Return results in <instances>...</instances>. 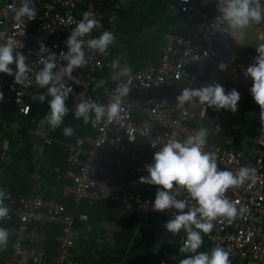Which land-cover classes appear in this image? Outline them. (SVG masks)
I'll use <instances>...</instances> for the list:
<instances>
[{
    "label": "built area",
    "instance_id": "built-area-1",
    "mask_svg": "<svg viewBox=\"0 0 264 264\" xmlns=\"http://www.w3.org/2000/svg\"><path fill=\"white\" fill-rule=\"evenodd\" d=\"M2 1L6 13L0 18V43L14 38V54L22 52L31 71L25 75L22 84H16L13 76L0 73V91L4 93L0 107L16 105L24 114L36 92L51 99L46 88L41 89L35 84V74L43 67L41 60L50 55L56 57L54 74L72 89L67 99L72 114L82 100L107 103L118 83L131 80L130 92L123 98L120 118L114 122L105 118L95 127L89 123V131L78 134L70 145L64 171L68 182L62 186L61 195L77 206L83 201L97 202L109 189L111 200L142 220L151 215L171 218L174 209L153 211L152 203L160 186L148 184L147 189L119 192L113 181L117 177L139 180L148 175L144 165L152 162L155 151L170 139H186L202 127L192 124L195 98L193 103L178 108L176 97L185 87L198 88L213 82L221 84L220 78L209 74L211 61L239 68L240 79L252 83L250 77H245L244 69L258 54H244L230 40V28L219 11L221 0H214L213 11L196 21L192 35L168 30L159 45L157 59L150 58L145 64L132 68L130 77H122L112 85L99 84L109 57L98 53L86 50L88 64L74 69L70 80L61 71L66 64L63 53L67 50V37L84 12L99 21L85 39L106 30L102 10L105 0H33L37 16L30 21L25 18L24 24L13 19L14 14L9 8V5L19 7L22 0ZM10 67L15 69V65ZM255 141L258 152L254 160L244 159L241 152L226 145H212L207 141L204 150L215 153L219 169L235 171L247 166L254 168L255 174L242 187L226 193L230 200L239 201L238 208L246 207V211L232 221L217 218L213 221L212 233L204 238L208 241L209 251L220 245L230 252V258L264 264V130L257 134ZM1 143L0 157L6 158L8 148ZM6 193L4 203L9 208V215L0 220V227L8 230L10 241L1 248L8 255L0 259V264H92L72 256L76 231L74 214L63 201L48 196L36 186ZM177 198L189 200L183 190H178ZM192 203L189 200V204ZM48 225L59 226L53 251L47 248Z\"/></svg>",
    "mask_w": 264,
    "mask_h": 264
},
{
    "label": "crops",
    "instance_id": "crops-1",
    "mask_svg": "<svg viewBox=\"0 0 264 264\" xmlns=\"http://www.w3.org/2000/svg\"><path fill=\"white\" fill-rule=\"evenodd\" d=\"M264 8V0H260ZM214 9V0H113L108 7L110 29L115 34L111 47V58H119L121 65L139 67L159 54V45L168 30L193 28L198 15H207ZM6 11L0 0V18ZM264 20L259 24L252 22L243 30L230 28V40L238 45L244 54H258L256 47L264 43ZM220 63H210L209 74L218 77L226 92L235 88L241 94L238 110H213L209 107L201 117V106L195 104L192 124L208 129L207 141L212 145H226L242 153L246 160L257 156L255 138L262 127L260 108L249 89L252 83L240 79V69L227 65L221 71ZM99 77V84L113 80L112 70ZM118 71V69H117ZM42 92H36L22 114L16 105L0 107V140L7 146L6 158L0 157V189L17 191L36 186L47 195L59 196L65 177L66 157L75 137L85 130L82 119H75L70 112L64 124L52 130L44 121L49 111L48 98L44 102L34 99ZM66 106L69 109L68 101ZM76 131L71 137L63 134L65 126ZM219 126V129L217 128ZM64 177V178H63ZM113 184L119 192L129 185L137 189H147L148 184L123 177L114 179ZM110 190L97 202L83 201L75 206L69 198H63L68 211L74 214L75 245L72 256L95 264H179L184 254L178 248L184 235L173 236L164 229L167 218L151 215L142 220L134 213L127 212L117 201L111 200ZM204 243L198 251H209ZM210 252V251H209ZM171 257H176L172 259ZM231 264H255L238 258H230Z\"/></svg>",
    "mask_w": 264,
    "mask_h": 264
},
{
    "label": "clouds",
    "instance_id": "clouds-1",
    "mask_svg": "<svg viewBox=\"0 0 264 264\" xmlns=\"http://www.w3.org/2000/svg\"><path fill=\"white\" fill-rule=\"evenodd\" d=\"M9 8L18 24H24L25 18L30 21L37 16L33 0H22L19 7L9 5ZM219 11L232 30H243L252 22L259 24L264 20V8L261 7L260 0H221ZM98 24L96 18L84 12L68 35L67 50L63 53L66 64L61 71L69 80L72 79L74 69L88 64L86 50L105 57L111 55L109 46L116 39L112 31L106 29L98 36L85 39ZM15 44L12 37L0 43V73L13 76L16 84H22L23 78L31 69L22 52L16 51L14 54ZM256 52L258 55L244 69V75L252 80L249 91L260 108L259 119L264 127V43L256 47ZM41 63L43 67L35 74V84L41 89L46 88L47 95L51 97L44 121L52 130H56L64 124V118L69 113L66 100L72 89L66 87L61 82V77L54 74L53 69L57 67L55 55L42 59ZM10 65H15V69ZM108 67L112 70L110 78L113 81L130 77L132 73V67L126 63L121 65L119 58H113ZM219 68L226 71L227 65L221 63ZM130 83V79L126 83H118L107 103H99L94 99L82 100L76 105L73 114L75 119H82L85 125L91 123L93 127L105 118L108 122L116 121L123 111V98L130 92ZM194 98L201 106L200 115L203 117L209 107L215 111L224 109L235 113L241 94L235 88L226 92L218 82L198 88L185 87L176 97L177 107L182 108L193 103ZM3 99L4 93L0 91V101ZM34 99L44 102L46 97L39 95ZM29 110L26 108L25 114ZM217 128L219 129L218 125ZM75 131L70 125L63 128V134L67 137L74 135ZM208 135V129L201 127L186 139H170L154 152L152 162L144 165L148 175L139 178L140 183L160 186L152 203L153 211L175 210V214L166 220L163 227L173 236H178L181 231L185 233L178 248V252L184 254L179 259V264H231L230 252L223 246L216 245L210 252L198 250L204 243L203 237L212 233L213 221L221 217L232 221L246 211V207L238 208L239 201L230 200L226 193L230 189L242 187L255 174V169L247 166L239 167L235 171L219 169L215 153L204 150ZM178 190L185 191L189 200L194 203L189 204V200L178 199ZM6 197V191L0 189V220L9 215V208L4 203ZM8 241V230L0 227V247H6Z\"/></svg>",
    "mask_w": 264,
    "mask_h": 264
},
{
    "label": "trees",
    "instance_id": "trees-1",
    "mask_svg": "<svg viewBox=\"0 0 264 264\" xmlns=\"http://www.w3.org/2000/svg\"><path fill=\"white\" fill-rule=\"evenodd\" d=\"M113 2V0H105V3H104V6L102 7V10L104 12V20H105V24H106V29L107 30H110V21H109V12H108V7L111 5V3ZM80 6H82V4H80ZM201 18V15H198L196 17V19L194 20V24H193V28L190 30V31H186V30H175V31H178V32H182L186 35H192L194 33V30H195V26H196V21ZM109 50H110V53H111V47L109 46ZM112 55L108 56L109 58H111ZM159 54H157V58H158ZM154 59H157L156 57H153ZM106 67H108V65H106ZM104 68V71L103 72H107V68ZM136 68V67H134ZM102 72V74H103ZM112 81H108V82H105V84L107 85H112ZM89 131V127H85V130L83 131L84 132H87ZM67 166V165H66ZM65 171V170H64ZM63 175H64V172H63ZM64 178V177H63ZM66 180V179H65ZM68 181H64V183L62 184V186L67 183ZM138 188V186L136 185H129V187H127V189L125 191L127 192H133L135 191L136 189ZM23 191H26L27 189H22ZM50 197H56L58 200L60 201H64L63 200V196L61 195V192L59 194V196H52V195H48ZM46 230H47V233H48V242H47V248L50 250V251H53L55 249V246H56V239H55V236L57 235V233L59 232V226L58 225H48L46 227ZM10 241V239H9ZM2 247H0V259L4 258L5 256H7L8 254L5 253V252H2L1 250ZM89 263H92V264H95L94 262H91V261H87Z\"/></svg>",
    "mask_w": 264,
    "mask_h": 264
}]
</instances>
